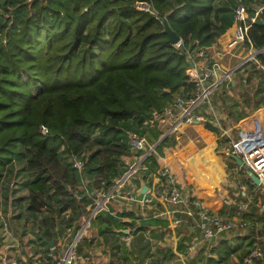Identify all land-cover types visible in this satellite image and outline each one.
<instances>
[{
	"label": "trees",
	"instance_id": "trees-1",
	"mask_svg": "<svg viewBox=\"0 0 264 264\" xmlns=\"http://www.w3.org/2000/svg\"><path fill=\"white\" fill-rule=\"evenodd\" d=\"M134 1L0 0V177L13 160L24 162L21 170L29 176L23 183L28 189L27 210L41 213L33 227L47 248L38 247L36 254H42L47 263L52 262L49 252L56 249L50 242L67 229L74 228L75 236L82 218L92 208L87 197L77 200L83 192L77 172L61 156L84 158L88 154L84 173L93 189L108 191L113 179L124 173L123 157H134L126 131L132 129L142 135L144 129L140 127L153 112L173 107L177 96L196 94L185 73L184 47L171 44L161 21L136 10ZM151 1L184 46L204 52L202 61H208V49L218 44L219 36L234 21V14L218 16L222 9L214 8L215 0ZM242 2L252 17L255 5L264 0ZM262 21L264 15L250 23L249 42L243 44L246 51L253 48L259 52L244 63L251 73L238 91L240 102L224 90L215 94L213 110L221 116L222 127L226 119L238 122L246 117L241 106L252 105L257 110L264 105ZM206 114L205 127L216 131L214 114L208 110ZM253 116L264 120V108L251 113L250 118ZM40 126L47 128L46 136L40 133ZM239 126L232 123L231 130ZM168 140L165 137L155 146L159 155ZM226 164L230 172L222 184L227 203L218 211L221 217L237 214L238 205L247 200L245 186L256 192L247 170L237 169L231 155ZM183 165L187 167L185 161ZM109 201L113 208L117 203L129 210L138 208L134 199L113 196ZM252 211L259 214L260 208L254 206ZM100 213L91 219L89 227L100 222L111 224L97 228L101 243H106V263L96 262L99 246L88 235L79 237L75 250L92 264H116L120 245L112 235L113 220ZM182 227L176 231L181 233ZM172 230V225L165 228L168 235ZM137 233L130 241V251L144 262V251L147 254L151 245L143 233ZM219 247L226 257L232 255L224 240Z\"/></svg>",
	"mask_w": 264,
	"mask_h": 264
},
{
	"label": "crops",
	"instance_id": "crops-1",
	"mask_svg": "<svg viewBox=\"0 0 264 264\" xmlns=\"http://www.w3.org/2000/svg\"><path fill=\"white\" fill-rule=\"evenodd\" d=\"M237 2L238 0H215L214 8L222 9V11L218 13V16L222 14H224L223 16H227L228 14H234ZM257 5H255V7ZM218 25H220L219 21ZM235 28L236 24L235 21H233L217 39L218 44L208 49V61H201L199 64L200 69L207 68L204 67L207 62L211 65L210 67L213 75L206 78L205 82L208 84L212 81H216V87L211 92L210 103L200 102L198 107L194 108V112L203 113L208 121L206 113L207 110L211 111L215 117L214 125L217 128L216 131L207 129L205 127L206 122L174 125L168 116L159 119H150L141 125L140 128L144 129L142 135L147 138V145L143 150L138 152L140 165L128 178H126L121 187L115 188L114 197L127 199V193H134L137 195L136 191L140 187L142 181L149 189L145 194L137 195V209L129 210L128 207H123L119 203L113 208L109 201L107 204L108 211H105L106 215L110 216L113 220L114 233H112V235H114L113 238L115 243L120 245L118 255L122 254V248L126 246L125 238L127 234L124 233V230H128L131 227H134L138 233H143L150 241V251L147 254L146 251H144V258H146L144 264H147L151 259L150 255L152 253H164L163 251L166 250V245L159 241V236L164 237L167 234L165 228L171 225L175 228L170 234V239L167 238V241H172L170 246V251L172 253L171 258L175 257L174 253L176 252L178 254L179 252L184 254L185 250H188L185 249V242L191 239L196 240L195 243L192 242L193 244H189V246L193 245L194 250H189L187 255L193 264H195L194 258L197 257L196 255H199L200 252L207 254V250L210 249V251H214L215 249H213V247L217 248V246L220 249L219 242L221 240H224L229 247L232 246L231 242L233 240L227 236H220L218 238L203 241L194 219L185 214V209L190 207L189 201L191 198H198L203 208L211 213H218V215L221 216L218 211L227 203L225 197L226 193L225 190H223L222 184L227 179L228 173L219 158L212 153V150H215V148L222 143L225 144L229 137L234 136V130L231 131L230 126L232 123H235V121L232 120L227 123L226 126L222 127L219 122L221 116L217 117V113L213 110V103L217 100L215 95L217 91L225 89L228 93L232 94V90H234L239 83L241 84L244 78L251 73L250 67L248 65L246 66L243 61L253 51L251 48L246 51L244 50L245 48H242L240 45L228 47V43L233 38ZM222 72H229L230 74L225 77ZM244 107V105L241 106V110L245 111ZM262 108H264V105L260 109ZM255 112V110H251L249 113L247 112L246 117L243 119L248 122L247 120L250 119L251 113ZM130 127L134 128L133 124H131ZM165 137L169 140L168 143L161 148L162 152L159 155L158 152L155 151V146ZM151 148H153V150H151ZM152 157L155 158V161H153ZM134 158L135 157H123L125 164L122 168L123 172H127L126 170L129 166L134 163ZM66 160L68 161L67 163L70 164L67 157ZM184 161L187 167H184ZM23 166V161L15 159L6 166L0 177V264H28L33 257L40 256V254H36L38 247L43 248V250L47 249L46 245L39 239L40 234L37 232V229L33 227L35 224L34 222L40 219L41 213H32L27 210L25 197L28 194V189L23 183L29 176L21 170ZM162 168H166L174 178L173 185L179 192V199L176 202L168 200V197H166L172 186L166 182L165 178L159 176L158 172ZM84 175L90 179L85 173ZM77 177L79 186L83 189V192L79 193L77 196H81V198L85 196L89 199L84 188L80 184V175L78 173ZM128 179L130 180L129 183H127ZM12 181L15 182V187L13 188L10 187ZM88 186L90 187L89 189H93L91 184ZM112 189H114V187ZM154 192H158V194L163 193L164 198L157 197ZM254 192L255 191L247 192V200L245 202L247 203L246 211L252 210L254 206H258L261 202V198ZM229 202L231 201L229 200ZM236 211H238V209ZM238 215L239 214H234L230 216L228 213L224 214L225 217L239 218ZM259 215L258 218L252 212V214L247 217L244 216L246 220H250L251 222L256 221L258 223L253 227L252 225L249 226V229L252 230V228H256V226L259 225V220L262 217L261 212ZM84 218L85 217L82 218V221ZM161 221L168 222V225H163ZM182 222L185 223L183 227ZM4 223L7 224L6 230L3 228ZM81 225L82 223L77 229V232L81 229ZM107 226H111V224H109V222H100L96 227L88 226L84 232L81 233V235L92 237L99 246V249L95 252V259L97 260L96 262L100 263L103 261L102 255L105 254L106 256L107 247L106 243H101L97 228ZM180 227H182L181 233L176 231V228L178 229ZM73 229H67L64 235H57L54 241L52 240V246L55 244L56 249L53 250V252L50 251L52 252L51 254L54 256H62L64 254L66 246L75 237L73 235ZM139 229L140 231H138ZM119 232L122 233V235L117 234ZM151 233L153 235L156 234V237L151 238ZM235 237L234 240L240 236L236 235ZM132 238L133 235L130 241ZM244 239L245 238H239L237 240V242H240L237 243V245L240 246L238 253L241 254V256H244L250 248H253V243L255 247L264 249V244L263 242L261 243V239L259 238L250 237ZM177 240L180 242L182 248H176L175 242ZM252 241L253 243H251ZM256 242H260L261 246L257 245ZM245 245L247 249L244 248ZM126 249L130 255H132L134 261H142L139 258V260L134 258L129 245ZM166 255V257H169L168 254ZM42 256L41 254V257ZM220 257H224L226 260L225 254ZM224 259H221L220 262H224ZM85 264L92 263L85 259Z\"/></svg>",
	"mask_w": 264,
	"mask_h": 264
},
{
	"label": "built area",
	"instance_id": "built-area-1",
	"mask_svg": "<svg viewBox=\"0 0 264 264\" xmlns=\"http://www.w3.org/2000/svg\"><path fill=\"white\" fill-rule=\"evenodd\" d=\"M33 0H26L30 3ZM133 6L136 10L149 13L155 16L161 21L159 12L154 7L151 0H135ZM264 15V3L258 4L255 7L252 17H248L246 7L243 5L242 0H238L237 5L234 9V20L236 28L232 40L228 43V47L235 45H242L245 42H249L247 38V30L250 23L253 22L259 16ZM176 47H184L185 60L188 64L185 69V73L189 82L193 83L195 86L196 94L193 97L184 98L177 96L174 100V106L166 108L162 112H153L151 119H159L164 116H168L174 125L177 124H193L205 123L207 121L206 116L201 112H194V108L198 107L200 102L210 103L211 92L216 87V81L206 83L205 80L209 76L213 75L211 68H199L204 52L200 48L190 49L184 46L182 39H180L176 44ZM253 49V48H251ZM259 50L253 49V51L244 59L243 63L254 59L256 53ZM225 77L229 76V72H222ZM239 120L241 123L239 127L234 130V136L229 137L223 146V150L226 154L231 156H237L242 161L240 166L237 165V169L249 170L254 173L259 179L258 184H254L256 188V194L261 198V202L258 205L262 218L259 220V225H264V127L263 121L258 116H253L246 122L244 119ZM40 133L43 136L47 135V128L45 126H40ZM232 131V130H231ZM128 137V143L134 154V163L129 166L126 170L127 172L121 176H117L113 179L114 189L104 191L100 189H89L88 186L91 184V179L84 175V165L87 160L88 154L81 158L76 155H68L70 165L76 170L80 175V184L84 188L86 195L92 201V208L90 209L88 215L85 217L86 220L83 224L84 231L90 224L91 219H94L100 212L108 211L107 204L111 197L114 196L115 188L122 186L123 182L128 178L135 169L140 165L138 152L143 150L147 145V138L143 135L135 133L132 129L126 131ZM153 150V148H151ZM159 176L166 179V182L171 184V189L168 192V200L176 202L179 199V192L177 188L173 185L174 178L168 172L166 168L159 170ZM10 187H15V182L10 183ZM112 187V188H113ZM162 193V192H161ZM157 197L164 198V194H158L154 192ZM155 196V197H156ZM81 196H77L80 200ZM127 199L137 200V195L134 193H127ZM186 203L185 201H183ZM190 207L185 209V214L194 219L197 228L200 231L201 237L204 240H210L218 238L227 232H235L236 230H245L249 226H255L258 223L256 221L246 220L244 217V212L247 210V203L242 202L238 205V212H240L239 218L237 217H221L216 213H211L203 208L200 204L199 199L191 198ZM243 214V215H241ZM258 225V226H259ZM260 225V226H261ZM3 228L7 229V224H3ZM264 228V226H263ZM127 236L125 238L126 245L130 244V238L134 234L135 229H128ZM81 233H76V236L68 243L65 248V252L62 256H54L50 252L52 257V262L47 263L41 256L33 257L28 264H85V258L78 254L75 250L76 242L78 241ZM52 248V247H51ZM189 250L194 249L193 245L188 247ZM52 251V250H51ZM236 264H264V250L259 247L250 248L242 258V262H236Z\"/></svg>",
	"mask_w": 264,
	"mask_h": 264
},
{
	"label": "rangeland",
	"instance_id": "rangeland-1",
	"mask_svg": "<svg viewBox=\"0 0 264 264\" xmlns=\"http://www.w3.org/2000/svg\"><path fill=\"white\" fill-rule=\"evenodd\" d=\"M232 17H234V15H232ZM235 21V20H234ZM242 48L244 47L243 46V44L242 45H240ZM245 50V49H244ZM238 80H239V78H238ZM240 81V80H239ZM242 84V83H241ZM241 84L239 83L238 84V86H236V88H234V90H232V94L231 93H228L225 89H223L225 92H226V94L228 95V96H230V97H233V98H235L236 100H240V98L239 97H237V96H239L238 95V91L241 89ZM263 107V106H262ZM261 108V107H260ZM260 108H258L257 110H255L256 112L260 109ZM244 110H245V112H246V114H247V112L249 113V112H251V110L249 109V106H245L244 107ZM218 117V116H217ZM219 119V118H218ZM232 121V119L231 120H229V119H226V120H224V124L226 125L227 123H229V122H231ZM235 123H239V122H235ZM231 127V126H230ZM222 145H224L223 143L221 144V145H219V146H217L216 148H215V150H212V153H214V155L216 156V157H218L219 158V160H220V162L222 163V165L225 167V169L227 170V172H230V170L227 168V164H226V158L228 157V154H226L225 153V151L223 150V146ZM221 155V156H220ZM62 157V161L64 162V163H67L68 161L66 160V155L64 156V158H63V155L61 156ZM231 161V160H230ZM233 163V162H232ZM226 165V166H225ZM17 177V176H16ZM233 177V176H232ZM231 177V178H232ZM240 181V180H239ZM238 181V182H239ZM130 182V180L128 179L127 180V183H129ZM240 183H242L241 181H240ZM243 187L245 186V185H242ZM242 187V188H243ZM233 188H235L236 189V185H233ZM244 189H246V191L248 192V190H249V188L248 187H244ZM255 193V192H254ZM253 194V193H252ZM198 199V198H197ZM220 210V209H219ZM103 212H105V211H103ZM103 212H101L100 214H102ZM252 212L254 213V215L256 216V217H258L259 218V214H257L256 212H254V211H252V210H250V211H246V213H250V214H252ZM238 214L240 215V212H238ZM106 214H104V216H105ZM241 215H243V214H241ZM108 216V215H107ZM86 218L87 217H85L84 219H83V221H82V225H81V229L83 228V224H84V222H85V220H86ZM262 218V217H261ZM165 224H167V223H164L163 225H165ZM260 226V225H259ZM263 226L264 225H261L260 227H258V226H256V228H252V230L251 229H249V228H247V229H245V231L244 230H236L235 232H227V233H225V234H223V235H221V237H224V236H227V237H230L233 241L231 242V244H232V246H230V248H231V250H232V255H229V256H227L226 257V260L223 258V257H220L221 255L223 256L224 254H225V251L224 250H222V248H218V246H217V248L216 247H213V249H215L214 251H210V249L209 250H207V254H204V252L202 253V252H200L199 253V255H196L197 257H195L194 258V263L195 264H236V262H242V258H243V256H241V254H239L238 253V249H240V246L239 245H237V243H240V242H237V240L239 239V238H245V239H247V238H250V237H257V238H259V239H261V243L263 242V244H264V228H263ZM78 230V232L77 233H83L84 231H82V230ZM130 229H135L134 227H131ZM251 230V231H250ZM134 233H137L136 232V230H135V232ZM158 235V234H157ZM236 235H238V236H240L239 238H237L236 240H234L236 237ZM76 236V235H75ZM159 236V235H158ZM154 237H156V234H152L151 233V238H154ZM159 241L160 242H163L165 245H166V250H164L163 252L164 253H161V252H157V253H152L150 256H151V259L148 261V263L147 264H193L192 263V261L190 260V258L188 257V251H189V244L190 243H195V241L196 240H190V241H188V242H185V249H188V250H185V252H184V254L182 253V252H179V254L176 252V253H174V256L175 257H173V258H171V256H172V253H171V248H170V246H171V244H172V241L170 242V241H167V238L168 239H170V235H168V234H166L164 237L163 236H159ZM165 238V239H164ZM202 238V237H201ZM244 239V240H245ZM203 241H207V240H204V239H202ZM241 241V240H240ZM176 248H182V246H181V244H180V242L177 240L176 242ZM192 243V244H193ZM205 244V243H204ZM203 244V245H204ZM237 245V246H236ZM127 245L125 246V248H122V251H121V255H120V259H119V261L116 263V264H144V262H141V261H134L133 260V257H132V255H130V253L127 251ZM244 248H246V245L244 246ZM247 249V248H246ZM194 249H192V250H190V251H193ZM153 251H154V248H153ZM170 251V252H169ZM206 251V250H205ZM166 254H168L169 255V257H166L167 255ZM180 254H181V256H180ZM210 254V255H209ZM125 255V256H124ZM164 255H165V257H164ZM103 256V262H105L106 263V256H105V254H103L102 255ZM129 256V257H128ZM149 256V257H150ZM182 256H183V258H182ZM126 259H125V258ZM164 257V258H163ZM224 259L225 261L224 262H220V260L221 259ZM128 259V260H127ZM185 260V261H184ZM128 261V262H127ZM183 261H184V263H183Z\"/></svg>",
	"mask_w": 264,
	"mask_h": 264
},
{
	"label": "water",
	"instance_id": "water-1",
	"mask_svg": "<svg viewBox=\"0 0 264 264\" xmlns=\"http://www.w3.org/2000/svg\"><path fill=\"white\" fill-rule=\"evenodd\" d=\"M161 23L163 26V32L167 35L168 37V41L171 44H176L179 40L180 37L170 28L167 20L165 18L161 19ZM264 25V21L261 22ZM239 97V96H237ZM238 102H240V100H237ZM250 110H253L252 105L249 106ZM232 158L234 159V161L236 162V165L240 166L242 164V161L240 160L239 157L237 156H232ZM247 175L250 177V179L252 180V182L256 185L259 182V179L257 178V176L252 173L251 171L247 170ZM149 187L142 181L140 183V187L138 188V190L136 191V194L139 195H143L148 191ZM124 233L127 234L128 231L124 230ZM50 245H52V241L50 242ZM142 262V261H141Z\"/></svg>",
	"mask_w": 264,
	"mask_h": 264
},
{
	"label": "bare ground",
	"instance_id": "bare-ground-1",
	"mask_svg": "<svg viewBox=\"0 0 264 264\" xmlns=\"http://www.w3.org/2000/svg\"><path fill=\"white\" fill-rule=\"evenodd\" d=\"M212 213H215V212H212ZM218 214V213H217Z\"/></svg>",
	"mask_w": 264,
	"mask_h": 264
}]
</instances>
